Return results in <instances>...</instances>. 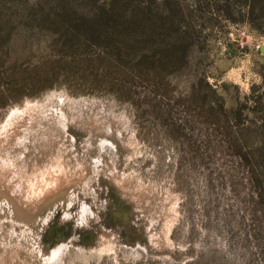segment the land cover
<instances>
[{"label":"rangeland","instance_id":"rangeland-1","mask_svg":"<svg viewBox=\"0 0 264 264\" xmlns=\"http://www.w3.org/2000/svg\"><path fill=\"white\" fill-rule=\"evenodd\" d=\"M116 2L151 6L153 51L181 42L175 74L121 66L123 81L104 80L14 17L0 51V264H44L71 240L45 264H264V0ZM48 62L68 69L27 86Z\"/></svg>","mask_w":264,"mask_h":264},{"label":"trees","instance_id":"trees-1","mask_svg":"<svg viewBox=\"0 0 264 264\" xmlns=\"http://www.w3.org/2000/svg\"><path fill=\"white\" fill-rule=\"evenodd\" d=\"M93 3V0H89L87 7L81 8L70 5L67 0H55L48 6L25 5L21 7L22 10L7 4L0 5V51L6 48L16 23L14 17L23 12L26 17L21 20L23 25L47 31L53 37L51 49L58 48L64 54L80 56L86 62L87 70L99 72L104 80L110 76L115 81H123L121 66L129 67L131 74L145 75V71L146 75L152 76V80L153 75L155 79L164 78L165 75L175 74V70L185 61L186 51L181 42L176 40L153 51V29H145L142 25L143 20H147L149 26L153 24L151 6L121 9V3L116 0H105L101 5H91ZM124 53L127 55H123ZM111 61L113 64L108 65ZM48 64H52V67L41 75L43 77L40 80L35 83L31 78L26 80V85L33 88L37 84L42 88L50 87L53 79L59 77L62 70L68 69L65 66L59 67L55 62L46 63L47 66ZM157 64L159 68L155 70ZM94 72L90 74L98 76ZM95 76L94 78L104 82L102 77ZM135 76L124 77L132 79ZM129 90L131 89L127 88L125 93ZM212 94L215 95L216 91H212ZM0 97H5V94H0Z\"/></svg>","mask_w":264,"mask_h":264},{"label":"water","instance_id":"water-1","mask_svg":"<svg viewBox=\"0 0 264 264\" xmlns=\"http://www.w3.org/2000/svg\"><path fill=\"white\" fill-rule=\"evenodd\" d=\"M72 243V240L71 241H69L68 243H66V244H62V245H59V246H57L56 248H54L53 250H51L50 251V253H49V255H47L46 256V259H45V261L48 259V258H50L51 256L50 255H52L53 254V252H54V250H56V249H58V248H60V247H62L64 250H67V248H68V245L69 244H71ZM62 259V258H61ZM45 261H44V264H45ZM58 261V260H57ZM56 261V262H57ZM55 262V263H56ZM55 263H48V264H55Z\"/></svg>","mask_w":264,"mask_h":264}]
</instances>
